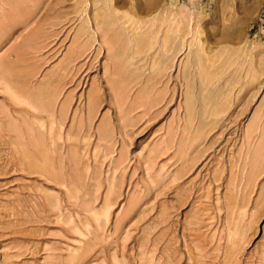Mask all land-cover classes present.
Listing matches in <instances>:
<instances>
[{"label": "rangeland", "instance_id": "1", "mask_svg": "<svg viewBox=\"0 0 264 264\" xmlns=\"http://www.w3.org/2000/svg\"><path fill=\"white\" fill-rule=\"evenodd\" d=\"M0 264H264V0H0Z\"/></svg>", "mask_w": 264, "mask_h": 264}, {"label": "bare ground", "instance_id": "2", "mask_svg": "<svg viewBox=\"0 0 264 264\" xmlns=\"http://www.w3.org/2000/svg\"><path fill=\"white\" fill-rule=\"evenodd\" d=\"M100 2V1H99ZM101 3V2H100ZM102 3H103V1H102ZM106 3V2H105ZM107 6V5H106ZM152 6H156V3H154V5H153V2H152ZM107 8H109V7H107ZM106 8V9H107ZM107 11H109V10H107ZM171 11V10H170ZM110 12V11H109ZM111 13V12H110ZM161 13V12H160ZM164 13H166V10L164 11ZM164 13H162V15H160L159 14V11H158V14L160 15V18H163V20H166V19H168V21H172L173 20V24L169 27L170 28V32L169 31H167V32H169V37H168V43H167V45L166 46H162V48H161V56H160V58L162 57V58H165L167 55H169L168 57H166L167 58V60H168V58L169 59H171V57H174L175 55H177V53L178 52H180L181 50H182V48H183V43H182V40H185L186 41V38L185 37H187L188 35L190 36V34H191V31H192V27H191V22H190V24H188L187 26L186 25H182V23H181V19H180V21L177 19V12H175L174 11V13L173 12H171V13H168V15H166L167 17H165V14ZM177 13V14H176ZM105 14V13H104ZM112 14V13H111ZM180 14V13H179ZM182 14V13H181ZM113 15V14H112ZM128 16V15H127ZM127 16H125V19H126V17ZM128 17H130V16H128ZM178 17H179V15H178ZM109 18H110V16H109ZM123 18V17H122ZM131 18V17H130ZM105 19V18H104ZM107 20V19H106ZM127 20V19H126ZM131 21L133 20V18L132 19H130ZM137 20V19H136ZM135 20V18H134V24L137 22ZM176 20H178V21H176ZM191 20V19H190ZM124 21V20H123ZM129 21V20H128ZM133 21H132V23H133ZM136 21V22H135ZM140 21V20H139ZM149 21V20H148ZM157 21V20H156ZM162 21V20H161ZM125 23H127V22H124V24ZM129 24H132V23H130V21L128 22ZM141 23H143L142 21H141ZM140 24V23H139ZM154 24V23H153ZM161 24H162V22H161ZM141 25V24H140ZM132 26H133V24H132ZM135 26V25H134ZM152 27V26H151ZM195 27V26H194ZM135 29H136V27H135ZM168 29V28H167ZM154 31V30H153ZM193 31H194V29H193ZM192 31V32H193ZM198 31V30H197ZM133 32V31H132ZM146 32V31H145ZM199 32V31H198ZM198 32H197V34H198ZM138 34V33H137ZM142 34V33H141ZM196 34V33H195ZM195 34H193V35H195ZM199 34H200V32H199ZM165 35H166V33H165ZM136 36V35H135ZM192 36V35H191ZM200 36V35H199ZM143 37V36H142ZM165 37V36H164ZM196 37V36H195ZM197 37H198V35H197ZM201 37V36H200ZM163 38V37H162ZM191 39V37L188 39V40H190ZM193 39V38H192ZM195 39V38H194ZM197 39V38H196ZM196 39L194 40V41H196ZM201 39V38H200ZM166 40H167V38H166ZM187 40V41H188ZM163 41H165V38H164V40ZM202 41V40H201ZM201 41H200V43H201ZM184 42V41H183ZM189 42V41H188ZM203 42V41H202ZM141 43V42H140ZM164 43V42H163ZM197 42H195V44H196ZM246 43V42H245ZM248 43V42H247ZM184 44H185V42H184ZM187 44H189L188 46H189V51H188V54L190 55H192V52H193V50L192 49H194L193 48V46H194V42H193V40L192 41H190L189 43H187ZM199 44V43H198ZM198 44H196L195 46H198ZM205 44V43H204ZM257 44V43H256ZM162 45H165V43L164 44H162ZM186 45V44H185ZM184 45V46H185ZM161 46V45H160ZM188 46H186V47H188ZM209 46V45H208ZM207 46V47H208ZM255 46V45H254ZM199 47L200 48H202V44L201 45H199ZM199 47H196V48H198V50H199ZM203 47L204 48H202V49H205V46L203 45ZM245 47H246V45H245ZM248 47V46H247ZM246 47V48H247ZM257 47V46H256ZM195 48V49H196ZM188 49V48H187ZM194 49V53L196 52L197 53V51L198 50H195ZM234 49V48H233ZM241 49V48H240ZM131 50V49H130ZM209 50V49H208ZM216 50V49H215ZM214 50V51H215ZM225 50V49H224ZM237 50H239V49H237ZM246 50V49H245ZM250 50V49H249ZM159 51H160V48H159ZM201 52L203 51V50H200ZM128 52H131V51H128ZM199 52V51H198ZM200 52V53H201ZM205 52H207V51H205L204 50V53ZM216 52V51H215ZM231 52V51H230ZM238 52V51H237ZM220 53V52H219ZM226 53V52H225ZM228 53V52H227ZM226 53V54H227ZM239 53V52H238ZM252 53V52H251ZM135 54H136V52H135ZM187 54V55H188ZM209 54V53H208ZM215 54V53H214ZM224 54V53H223ZM131 55H132V57H134L135 55H134V52H132L131 54H130V57H131ZM160 55V54H159ZM188 55V56H189ZM196 55H198V53L196 54ZM201 55V54H200ZM200 55H198L199 57H200ZM205 55V54H204ZM216 55V54H215ZM235 55V54H234ZM198 56H196V59H197V57ZM220 56V55H219ZM222 56V55H221ZM211 57V56H210ZM232 57H233V55H232ZM232 57H230V58H232ZM239 57H241V56H239ZM248 57V56H247ZM161 58V59H162ZM165 58V59H166ZM133 59V58H132ZM214 59V58H213ZM221 59H223V58H221ZM228 59V58H227ZM240 59V58H239ZM194 60H195V58H194ZM198 60V59H197ZM215 60H217V59H215ZM229 60H231V59H229ZM237 60V59H236ZM243 60V59H242ZM164 61V60H163ZM213 61V60H212ZM232 61V60H231ZM230 61V62H231ZM252 61V60H251ZM166 62V61H165ZM193 62H195V61H193ZM199 62V61H198ZM216 62V61H215ZM224 62H225V59H224ZM237 62V61H236ZM247 62V61H246ZM197 63V62H196ZM238 63H240V62H238ZM241 63H243V65H245L244 64V62H241ZM251 63V62H250ZM161 64V63H160ZM216 65V64H215ZM234 65V64H233ZM241 66H242V64H240ZM239 64L238 65H236V68H237V66L239 67L240 66ZM253 65V64H252ZM231 66V65H230ZM240 66V67H241ZM189 67H190V65H189ZM232 67V66H231ZM254 67V66H253ZM169 69V68H168ZM234 70H235V68H234ZM250 70V69H249ZM255 70V69H254ZM253 69H252V71H254ZM188 71V70H187ZM236 71H237V69H236ZM238 72V71H237ZM250 72V71H249ZM258 72V71H257ZM223 73V72H222ZM229 73V72H228ZM235 73V72H234ZM252 73V72H251ZM249 74V73H248ZM208 75V74H207ZM233 75V74H232ZM250 75V74H249ZM250 77V76H249ZM232 78V77H231ZM230 78V79H231ZM216 79V78H215ZM234 79V78H233ZM252 79V78H251ZM254 80H256V78L254 79ZM218 82V81H217ZM256 82V81H255ZM244 84V83H243ZM228 85V84H227ZM216 86H217V83H216ZM215 86V87H216ZM242 86V85H241ZM209 87V86H208ZM213 87V86H212ZM236 87V86H235ZM202 88V87H201ZM214 89V88H213ZM218 89V88H217ZM230 89V88H229ZM205 90V89H204ZM220 90V89H219ZM212 91V90H211ZM215 91V90H214ZM202 92V91H201ZM192 93V92H191ZM190 93V94H191ZM207 93H209L208 91H207ZM209 95V94H208ZM212 95H213V93H212ZM210 96V95H209ZM216 96V95H215ZM227 97V96H226ZM201 98H203V97H201ZM214 102V101H213ZM212 102V103H213ZM227 102V101H226ZM229 102V101H228ZM219 104H221V103H219ZM192 105V104H191ZM219 106V105H218ZM220 109V108H219ZM192 113V112H191ZM203 113V112H202ZM227 113V112H226ZM201 116V115H200ZM205 117V116H204Z\"/></svg>", "mask_w": 264, "mask_h": 264}]
</instances>
